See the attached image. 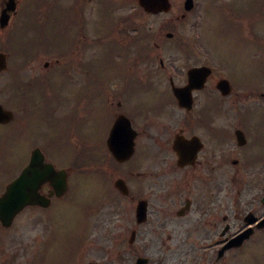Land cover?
Listing matches in <instances>:
<instances>
[{
	"label": "flooded vegetation",
	"instance_id": "flooded-vegetation-1",
	"mask_svg": "<svg viewBox=\"0 0 264 264\" xmlns=\"http://www.w3.org/2000/svg\"><path fill=\"white\" fill-rule=\"evenodd\" d=\"M7 1L0 0V13ZM43 1L47 8L49 0ZM136 1L76 0V13L82 17L108 8L119 15ZM171 1L178 3L172 17L186 18L193 27L198 12L185 14V0ZM257 10L264 13V0H204L200 32L186 33L185 48L181 42L176 47L191 67L218 64L221 48L214 29L219 20L224 22L222 13L253 43ZM18 13H9L8 29L15 26ZM123 23L111 39L115 75L97 76L100 60L94 35L84 42L88 52L75 51L66 65L47 43L2 44V50L9 46L24 51L26 58L14 60L0 89V102L13 114L10 123H0V141L10 140L0 143V164L6 163L0 170H22L35 148L49 162L43 129L52 107L51 116L73 131L70 138L78 154L70 158L91 162V202L83 209L65 203L68 194L57 197L43 184L39 194L50 199L49 205L23 211L33 227L29 234L18 240L9 235V241L0 237V264H264V84L257 85L253 76H241L242 84H232L230 71L224 76L213 70L185 108L178 106L172 85L182 87L187 81L176 84L172 76L165 77L169 83L163 90H130L121 73V66L129 64ZM132 43V61L144 63L138 32ZM161 65L165 67L162 60ZM223 78L232 85L228 96L217 88ZM50 84L59 85L56 93L49 91ZM41 114L46 117L43 128ZM124 117L137 135L132 157L120 162L108 141L114 125L125 123ZM97 125L106 126V132H98ZM15 142L20 143L17 154L1 153ZM2 192L0 188V196Z\"/></svg>",
	"mask_w": 264,
	"mask_h": 264
},
{
	"label": "rangeland",
	"instance_id": "rangeland-1",
	"mask_svg": "<svg viewBox=\"0 0 264 264\" xmlns=\"http://www.w3.org/2000/svg\"><path fill=\"white\" fill-rule=\"evenodd\" d=\"M22 1V6H24L25 4V0H21ZM198 5H199V11H201L202 9V1L201 0H197ZM135 4L133 6H129L126 7L122 10H120L119 12H130L131 9L135 8ZM66 8V7H63ZM138 11V9H136ZM223 14V18H224V22L219 20V25L220 26H216V28L214 29L215 33H216V37H219V39L216 41V46L218 47V43L220 44V48H221V54L219 55L220 57V62H213L214 64V68L216 69L217 72H219L220 74H226L227 70L230 71V75L232 76V78L237 81V83H241L242 84V78L241 76L248 78L249 76H253L256 79V84L257 85H263L264 84V14H262L261 12H257V19H256V32H255V39L254 42H250L248 39V37L246 35H243V33L240 31V29L237 27V25H235L232 21H230L227 17V14H225L224 12ZM69 15H71L70 13H68L65 9L61 10L59 15L55 18L56 20H58L60 23H62V20H66V17H68ZM201 15V14H200ZM219 13L217 11H215V13H213V16L218 18L219 17ZM88 21H90L91 16L87 17ZM168 17L162 16L161 18H146L143 21V25L145 27V29H148L149 26L154 25V32H157V30L159 29V27H162L164 29V34L162 35V38L165 39V33L167 31H172V32H178V34L180 35H186V33H192L193 31H197V25H195L193 28H191V26L189 24L185 22H177L176 25H173V29L170 30L168 29L169 26L168 24L164 23L165 21H167ZM198 19V18H197ZM98 20V19H97ZM142 21V18L137 19L138 24H140V22ZM26 23V25L28 26L29 24L33 23L31 18L28 19H24V21ZM117 22V21H115ZM23 23L20 24L19 27H17V29L19 28L20 34L19 33H13L17 35V41H18V45L20 44V39L22 40V29H23ZM90 23H85V27L87 28V30L89 29ZM63 27V25L61 26ZM16 29V31H17ZM11 30V29H10ZM24 29V34L25 33ZM13 31V30H12ZM30 31V30H29ZM58 30H55V33L57 34ZM129 34L132 38L135 37V32L130 30ZM49 35H52V31L49 32ZM27 36V34H26ZM8 32H0V38H2L4 41H6L8 39ZM176 40H164L165 44L163 47H165V49L167 50V53L165 54V57H163L166 60V65L168 66L167 69H169V74H176V81H182L184 78V75H186V71L189 68L187 66V63L184 61V56L183 54H181V52L177 51L175 52V50L172 47L171 52L168 51V49L171 48L170 45H173V42H175ZM14 43H16V41H13ZM68 38L66 39V41L64 42V46L68 44ZM56 46L57 48L62 49V51L60 52V54L63 53L64 49L67 48V46H65L63 48L62 43H61V38L59 36H57V40H56ZM97 52L99 53L100 50H97ZM210 53V56L215 57V54ZM173 59H176L177 62L173 63L171 62ZM50 60V59H49ZM105 63L107 65L111 64L107 58V55L105 56ZM221 63V64H220ZM158 65V62H156V66ZM222 65V66H221ZM133 69H135V66H131ZM146 67V66H145ZM143 72L139 71L138 75L142 76ZM163 74H168L167 73H162ZM108 75V71H106L105 73H101V74H97L98 77L100 76H106ZM137 75V74H136ZM227 75V74H226ZM133 77V76H131ZM8 80L7 77L5 78H0V89L3 87V84H5V81ZM57 85V84H54ZM49 91L50 92H54L56 93L58 91V87L57 86H52L50 84L49 86ZM139 89H136V91H138ZM5 98V97H4ZM140 106V105H139ZM160 107V106H159ZM158 107V108H159ZM47 112H49V119L47 120V125H45V116L44 114H41L42 116V121H41V128H43V126L45 125V128L43 129V131L45 129H47L46 133L48 135V145L47 148L50 152L56 153V151L53 149L52 145L49 144L50 143V135H55V131L57 128H59V134L56 135H60L61 138L66 137L67 136V127H63V125H59L60 122L57 120V117H55V115L51 116V113L54 114L55 109L50 107L47 109ZM51 116V118H50ZM56 121V122H55ZM50 122V123H49ZM52 122H55L54 124ZM49 123V124H48ZM59 125H57V124ZM48 127V128H47ZM97 130L98 132H102L105 133L106 132V126H102V125H98L97 126ZM42 131V132H43ZM7 133H9V130L7 131ZM10 135V134H9ZM4 142H10V140L5 139V140H1L0 143H4ZM19 142H15L14 144H8V148L4 151L5 154H11L12 156H14L15 154L18 153L19 151ZM61 149V155H64L65 151L67 150L66 146H60ZM60 161V159H59ZM90 168V167H88ZM88 175V173H87ZM79 175H76V177L73 179L72 182V186L76 187V188H72V193L74 192L75 196L78 198V200H80L81 202H78V204H82V202H87L90 203V195H89V189H90V181L88 180L90 177L87 176V178L85 177L84 180L83 178H79ZM0 179L2 180V177H0ZM79 188V189H77ZM80 194V196H79ZM75 204V203H74ZM76 206H73V209H75ZM29 220V216L28 214H23L22 216H20L19 220H17L15 228L13 229L14 232H6L7 237L12 234L13 235V240H18L15 237H19V236H24L26 234H28V231L33 229V227L31 226V224L28 222ZM28 222V224H27ZM15 236V237H14ZM6 237V236H5Z\"/></svg>",
	"mask_w": 264,
	"mask_h": 264
},
{
	"label": "water",
	"instance_id": "water-1",
	"mask_svg": "<svg viewBox=\"0 0 264 264\" xmlns=\"http://www.w3.org/2000/svg\"><path fill=\"white\" fill-rule=\"evenodd\" d=\"M142 5L145 7L146 10L150 12H159V11H167L170 9V4L168 3V0H141ZM192 5V0L187 1V8L189 9V5ZM4 21V20H3ZM6 65V58L3 54H0V71H2L5 68ZM209 73L208 69L205 68H200V69H194L190 71V77L193 76L194 81H201L202 77L204 75H207ZM178 92V91H177ZM187 92V90H186ZM181 95H184V91H180ZM9 119V115L4 113L2 109H0V121H7ZM129 149L131 150V146L128 144ZM112 149L114 151H117V147L113 146ZM131 153V152H130ZM127 154V151H126ZM129 155V154H128ZM38 164V161L36 159L33 160L31 166L27 168L21 179L18 180L19 182L15 185L12 186V188L9 190L7 199L10 200L14 196H20L21 200L13 201L17 202L18 206H16L15 209L13 210H8L4 211L0 209V218L3 222L4 225H10L12 221V217L22 208L24 207L27 203H30L27 200V197L25 198L24 194L21 195V191L18 194V190H15V188H21L23 192L28 191L31 192L30 188L32 181L34 180H39V181H44V180H49L52 182V185L55 187L57 194L61 195L65 192L66 190V175L63 173H54L53 169L49 167L48 172L45 170L42 172L41 169H37L36 165ZM45 178V179H44ZM34 187V186H33ZM12 189H13V195L12 194ZM12 201V200H10Z\"/></svg>",
	"mask_w": 264,
	"mask_h": 264
}]
</instances>
